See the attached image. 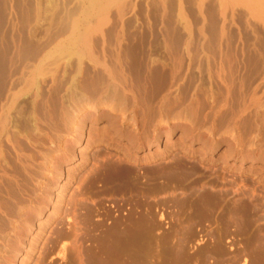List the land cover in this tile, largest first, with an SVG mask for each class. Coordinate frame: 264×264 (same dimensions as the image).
<instances>
[{
  "label": "bare ground",
  "instance_id": "6f19581e",
  "mask_svg": "<svg viewBox=\"0 0 264 264\" xmlns=\"http://www.w3.org/2000/svg\"><path fill=\"white\" fill-rule=\"evenodd\" d=\"M100 144L87 191L258 219L264 0H0V264H29Z\"/></svg>",
  "mask_w": 264,
  "mask_h": 264
},
{
  "label": "rangeland",
  "instance_id": "374dc122",
  "mask_svg": "<svg viewBox=\"0 0 264 264\" xmlns=\"http://www.w3.org/2000/svg\"><path fill=\"white\" fill-rule=\"evenodd\" d=\"M111 152L101 144L88 151L29 264H264V193L254 209L261 219L241 223L163 202L180 192L85 190L93 165Z\"/></svg>",
  "mask_w": 264,
  "mask_h": 264
}]
</instances>
